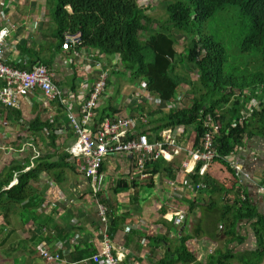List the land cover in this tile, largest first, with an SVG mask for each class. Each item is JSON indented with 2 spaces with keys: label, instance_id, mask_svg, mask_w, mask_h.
<instances>
[{
  "label": "trees",
  "instance_id": "1",
  "mask_svg": "<svg viewBox=\"0 0 264 264\" xmlns=\"http://www.w3.org/2000/svg\"><path fill=\"white\" fill-rule=\"evenodd\" d=\"M139 1L47 0L54 24L52 38L56 49L63 50L65 34H80L82 45L79 50H97L105 57H118L117 68L121 72L117 71L113 76L130 83L135 93L146 91L151 98L162 103L157 111L147 113L151 116L154 131L175 127H184L186 132L190 129L191 132L187 134L189 150L198 146L206 116L215 119L219 130V136L215 139L218 158L207 171V189L216 187L215 192L219 193L222 192L219 189L224 187L227 192L238 195L239 181L226 160L243 146L249 136H264V73H225V49L213 38L206 36L204 30L206 23L209 20L215 21L224 8H234L239 24L244 29V34H240V53L254 52L264 61V0H168L170 2L165 6L167 19L162 23H157L147 15ZM153 24L157 28L151 30ZM143 32L149 34L145 40L140 38ZM185 34L190 39L187 50L184 54L178 53L177 36ZM17 67L23 69L21 65ZM178 68H187V75H178ZM189 73H195L197 82L190 79ZM183 84L188 86L191 94L190 106L165 113L164 105L175 103ZM73 87L72 92L76 93V87ZM182 99L185 100L184 95ZM253 100L258 105L251 108ZM249 109L252 112L249 113ZM72 112L76 114L75 110ZM117 112L120 110L115 111L111 107L98 109L95 123L99 124L105 117L113 118ZM0 114L5 124L9 116L20 123L21 113L16 109L0 108ZM241 120V125L234 126ZM66 125L68 126V122ZM22 130L29 133L34 145L42 139L48 141L54 151L35 160H31V156L14 160L0 172V217L5 219L8 215L19 212L25 221L33 219L47 197V188L38 190L34 184L52 179L54 184L60 186L66 182V171H75V167L68 162V154L56 145L58 138L65 135L64 126L58 118H50L45 122L36 119L27 128L22 127ZM73 141L72 136L71 143ZM17 150H22V146ZM104 169L105 162L102 164L101 174ZM161 171L171 179L175 178L171 166L163 161L153 166L151 174L157 175ZM15 176L17 183L10 187ZM126 189L128 187L125 183L118 182L114 192ZM243 197L244 200L239 196L231 202L232 206H223L225 214L218 220V224L222 226L220 230L226 231L229 237L236 238V228L240 221H254L252 229L262 245L264 216L257 214L246 195ZM101 198L100 194L99 199L102 200ZM229 212H233L232 216L227 215ZM122 221L123 216H119L111 208L109 236L112 228L119 226ZM196 234L197 231L192 236L185 235L182 230L174 242H170L166 236L148 238L154 248L167 245L158 264H198L195 254L189 248L190 241ZM90 253L93 255L92 251ZM233 260V256L217 252L208 257L207 264H232Z\"/></svg>",
  "mask_w": 264,
  "mask_h": 264
},
{
  "label": "crops",
  "instance_id": "2",
  "mask_svg": "<svg viewBox=\"0 0 264 264\" xmlns=\"http://www.w3.org/2000/svg\"><path fill=\"white\" fill-rule=\"evenodd\" d=\"M45 2L47 4V0H16L14 7H11L13 10L9 9L10 12L7 10L11 21L20 26V31H23V33H18L17 39L21 41L17 45L18 56L28 58L31 63L48 65L58 86L67 95H74V101H77L75 113L78 115V102L82 100L84 94L82 91H87L97 78L93 61L103 58L102 60L107 64V68L104 70L109 71L113 76L119 66L118 57H105L100 55L97 50H79L80 47L76 49L78 53L72 50L56 49L55 41L52 38L53 22L47 29L41 27L43 23L39 24L37 31L39 35L37 36L36 33L32 35L31 25L39 21L40 16L38 17L35 12L31 14L30 11L35 10V6L38 10L39 6L42 9L41 6ZM44 28L45 30L42 31ZM12 44L15 45L13 42ZM77 54H79L78 57H76ZM10 55L7 57L10 58ZM89 60L92 61L89 62ZM84 82H86L85 90H83L84 87L80 88ZM117 83L119 86L121 85L120 81ZM73 86L76 87V93L72 92ZM108 86L111 88L110 82H108ZM134 90L131 85L130 91L135 93ZM125 91L127 92V90ZM128 93L129 91L127 95L130 97ZM252 103L258 105L255 100ZM137 105H139V101L134 102L128 98L125 103L123 98L115 102V98L109 99V96L105 94L99 109L102 107H111L115 111L118 109L120 112H117L116 116L122 117L131 115L129 111L131 109L136 112ZM41 107L46 110L41 94L36 92L22 101L20 109H18L21 113L20 123L15 122L13 116H9L6 124L12 122L13 128L20 132L22 127L27 128V125L34 120L42 121L41 116L38 115ZM54 107L55 105L51 107L52 110H46L45 119L47 121L51 117L48 110L52 113ZM151 110H154V107ZM0 116L4 120L1 114ZM57 118L63 126L66 125L64 115ZM184 132L189 134L191 130L188 129L187 132L184 130ZM64 140L65 143L68 142L66 138ZM230 158L236 165L242 167V172L246 175V177L236 175L239 181L238 195L227 192L226 188L220 186L222 188L219 190L222 192H215L216 187H213L200 193L196 200L184 199L183 202L189 210L186 227L176 228L168 220V217L166 218L165 214L168 212L167 205L169 203L167 201L169 188L166 186L163 190L165 194L160 202L123 200L125 205H120L122 200H109V208H113L119 216H123L120 225L112 228L110 232L115 249L122 248L125 252L124 261L121 264H158V260L164 256L167 245L154 248L148 238L166 236L170 242H174L177 234L182 230L185 235L190 236L194 235L195 231L198 232L189 244L198 264H207L208 257L217 252L233 256L232 264H247V262L264 264V242L262 245L260 244L259 237L252 229L254 221L245 220L238 223L236 228V238L238 239L229 237L226 231L220 230L222 226L218 224L220 217L225 214L223 206H232L241 193L246 195L257 214L264 216V194L259 192V187H264V136H249L243 146ZM30 159L32 160V157ZM178 180L182 182L183 178L179 177ZM43 181L48 183L49 180ZM12 186L14 185L11 184L10 187ZM87 186L89 190L88 182L85 179L82 191ZM101 199V202L105 204L103 196ZM136 202L143 205L142 209L138 210L139 214L127 209L128 206ZM95 209L91 200H43L33 219L23 221L24 218L18 212L15 214V224L12 225V215H8L5 219L0 217V264H72L75 262L91 264L85 263V261L97 253L101 241L100 225L95 217ZM232 214L233 212H229L227 215L232 216ZM195 221H197L196 227ZM142 222L150 225L149 229L140 226ZM189 223H192L191 226ZM40 247H44L52 254H58L61 262H44L40 256ZM91 251L93 255H91Z\"/></svg>",
  "mask_w": 264,
  "mask_h": 264
},
{
  "label": "built area",
  "instance_id": "3",
  "mask_svg": "<svg viewBox=\"0 0 264 264\" xmlns=\"http://www.w3.org/2000/svg\"><path fill=\"white\" fill-rule=\"evenodd\" d=\"M6 1L0 0V108L18 110L25 98L39 92L46 109L52 110L51 107L55 105L50 115L51 119L61 115L66 117L68 126L64 128V133H72L74 138V141L65 149L68 162L75 167L77 174L84 176L87 180L91 202L96 208V218L100 225L99 249L85 263L121 264L124 261L125 252L122 248L115 249L108 232L111 210L99 199L106 185L105 175L101 174V167L107 156L128 159L134 174L141 180L152 177L151 171L157 162L163 161L170 165L175 178L171 179L166 175L164 178V185L169 188L168 212L165 215L174 227L181 228L185 225L189 213L188 206L183 200H196L200 193L207 189V171L218 158L215 147V139L219 136L217 122L209 115L206 116L202 135L194 150L187 148V136L183 127L153 131V126L150 125L152 119L144 112H135L134 115L122 117H105L96 124L95 116L105 97L110 79L109 71L104 70L107 64L102 60L103 58L93 61L97 78L87 91H82L84 94L82 93V100L78 102V115L74 114L72 110H75L77 101H74V95H67L58 86L54 74L46 66L31 65L28 58L18 56L17 45L21 41L17 38L19 32L23 33V31H20V26L9 18ZM79 46H81L80 34L64 35L62 44L64 51L77 52L76 49ZM8 55L11 57L8 58ZM78 56L79 54L76 55ZM17 65L23 66V69H19ZM85 85L86 82L81 84L80 88L84 87L83 90H85ZM145 92L142 96L132 95L131 99L138 97L137 101L145 102L150 98L152 102L158 104V99L151 98ZM182 96L178 95L175 103H168V105L174 108L180 105ZM152 105L158 108L156 104ZM160 105L162 103L159 101ZM166 105L167 103L164 106ZM255 106V103L250 105L251 108ZM250 112H252L251 109H249ZM242 122L243 120L239 121L235 126L241 125ZM28 146L32 144H24L22 150ZM38 157L39 153L34 150L32 160ZM226 162L237 176L246 177L242 167L236 165L231 158H228ZM179 177L183 178L182 182H179ZM16 183L15 179L13 184ZM259 192L264 194L263 186L259 187ZM240 197L244 200L242 193ZM140 226L146 227L144 224ZM39 252L46 263L61 262L58 254H52L44 247H40ZM72 264H80V262Z\"/></svg>",
  "mask_w": 264,
  "mask_h": 264
},
{
  "label": "rangeland",
  "instance_id": "4",
  "mask_svg": "<svg viewBox=\"0 0 264 264\" xmlns=\"http://www.w3.org/2000/svg\"><path fill=\"white\" fill-rule=\"evenodd\" d=\"M168 2L170 1L140 0L139 5L141 8H144L146 14L154 18L157 23L158 22L162 23L165 22V20L167 19L165 6L167 5ZM5 3L7 5L6 10L10 12L9 9H11V7H14V3H16V0H7ZM35 7L37 8V6ZM41 7L42 9H40L39 6V10L38 8L37 9L35 8V10L32 9L30 11L31 14H34L35 12V14L37 13L38 17L40 16L39 21H37L34 25H31L32 35H34L35 33L37 34V36L39 35L37 33V31L39 30L38 28L39 24L43 23L41 27H46L47 29L52 23V20L50 18L51 10L49 11L50 9L49 4L48 3L46 4L45 2V4L43 3V6ZM11 10H13V8ZM155 28H157L156 24H153L150 27L151 30ZM44 30L45 28L42 29V31ZM204 33L206 36L213 38L215 42L220 43L224 47L225 73H231V72L250 73V74H254L258 72L264 73V61L259 55H257L254 52H250L248 54L240 53L239 50V41L241 40L240 34L242 35L244 34V29L242 28L241 24H239V21L237 19V11L234 8L226 7L222 10V12L218 13L215 21L209 20L206 23ZM141 34H142L140 36L141 40H145L149 35L147 32H143ZM189 40H190L189 36L186 34L177 36L178 43L176 45L177 47L176 50L178 53L184 54L186 52ZM81 45H82V41H81ZM186 73H188L187 68L177 69V74L180 76H186L187 75ZM189 77L194 82H197L198 80V77L195 76V73H189ZM116 81L117 82L120 81L121 85L119 86V83H117ZM109 82L111 88H108L105 94L109 96V99L115 98V102L120 101L121 99L124 98V102L126 103L128 98H130L131 100L132 95L142 96L144 94L143 91H137L136 93H132L130 91L131 84L124 83L125 81L121 77L118 78L117 76H112L111 74ZM135 85H139V84H135ZM180 87L181 88H179V93L181 96L182 95L185 96L186 101L183 100L181 104L177 105L175 108L170 105L164 106L163 109L166 111L165 113H167V111L169 110H178L180 108L184 109L190 106L191 94L189 93L188 86L183 84ZM125 90H127V92L129 91L128 94L130 95V97L127 95V92ZM145 94L147 95L146 92ZM137 98L138 97L132 100L136 102ZM151 103L156 104L159 107V101L157 104L155 102H152L151 99L149 98L147 101H145V104H143V102H139V105H137L135 109L137 110V112H144L146 114L150 111L152 112L157 111L158 108L152 105ZM149 106L151 107V109L154 107V110H151ZM46 110L42 109L41 107L38 113V115L41 116L40 119L42 121L45 120L47 121V119H45L47 116V114H45ZM129 111L135 113L132 109ZM48 114L49 115L51 114L49 110H48ZM64 127H66V125ZM72 136L73 135L65 132V135L63 137L61 136L58 138L56 145L60 147L61 151L62 150L65 151V149L71 144ZM64 138H66L68 142L65 143ZM28 140H30V138H29V133L26 130L20 129L19 132L18 130L13 128L12 122L7 124L3 123L2 117L0 116V172L5 170L12 162H14V160L16 161L22 160V158L28 156L32 157L34 155V150L39 153L40 157H43L46 154H52L54 152L53 149H51L48 141H44V140L42 141V139L41 140L39 139L37 143H35L36 145H34L32 139L30 141ZM24 144H32V146L25 147L24 149H27V151H24V149L22 151L21 150L18 151L17 149H20L21 146L23 147ZM22 153L24 154L21 156ZM103 175H106V178L104 179L106 185L104 187V191L102 192V196L106 201L105 203L107 205H109L108 204L109 200L112 201L122 200L119 203L120 205H125L123 200H148V202H152V200H155L156 202H160L161 198L165 194L163 191L165 189V185L163 184L165 174L157 175L156 180H154L153 178H149L146 181H142L138 177L132 175V170L130 169V166L128 165L127 161L123 158L115 159V157L107 156V158L105 159V169ZM118 182L125 183L128 189L121 190L120 192H114L115 190L114 187ZM135 183L136 185H134ZM84 184H85L84 178L79 174H77L76 171H66V182L61 184L60 186L54 184L52 179H50L48 183L42 180L40 181V183L34 184V186L38 190H42V188L43 189L47 188L48 191L46 193L47 197L45 198V200H91L88 186L87 188H84L82 191V187L84 186ZM139 206L141 205L136 202L131 206H128L127 209H130L138 213V210L142 209L143 205L141 207ZM12 216H13L12 225H14L16 217L15 214H12ZM196 223L197 221H195V227H196ZM142 224L146 226L145 228L149 229L148 227H150V225H147L144 222H142ZM191 224L189 223L190 226Z\"/></svg>",
  "mask_w": 264,
  "mask_h": 264
},
{
  "label": "clouds",
  "instance_id": "5",
  "mask_svg": "<svg viewBox=\"0 0 264 264\" xmlns=\"http://www.w3.org/2000/svg\"><path fill=\"white\" fill-rule=\"evenodd\" d=\"M79 47H81V46H79ZM64 51V50H63ZM117 67H119V66H117ZM118 69V68H117ZM119 70V69H118ZM137 112V111H136ZM130 114L131 115H134L135 113H132V112H130ZM115 116V115H114ZM151 117V116H150ZM150 125L151 126H153L154 124L152 123V121H151V123H150ZM184 128V127H183ZM161 130V129H160ZM184 130L186 131V129L184 128ZM153 131H154V126H153ZM187 134L188 133H185V135L187 136ZM115 159H119V158H115ZM123 159H125L126 161H127V163H128V165L130 166V162L128 161V159H126V158H123ZM107 162V161H106ZM130 169L132 170V175L133 176H136V177H138L136 174H134V171H133V169L131 168V166H130ZM152 172V171H151ZM103 174H104V172H103ZM159 174H165L166 175V173L164 172V171H161ZM159 174H157V175H159ZM157 175H152L151 174V176L152 177H150V178H153L154 180H156V178H157ZM175 175V174H174ZM105 178H106V175H105ZM139 178V177H138ZM208 178V177H207ZM16 179V178H15ZM140 179V178H139ZM141 180V179H140ZM148 180V179H147ZM15 181V180H14ZM13 181V182H14ZM142 181H146V180H142ZM13 184V183H12ZM13 185H16V184H13ZM90 190V189H89ZM109 206V205H108ZM110 210H111V208H110ZM172 224V223H171ZM186 225V224H185ZM185 225H183L181 228H183Z\"/></svg>",
  "mask_w": 264,
  "mask_h": 264
}]
</instances>
